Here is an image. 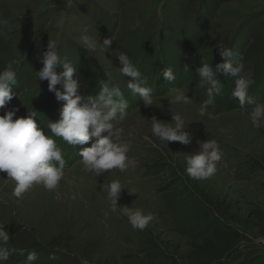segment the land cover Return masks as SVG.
<instances>
[{
  "label": "rangeland",
  "instance_id": "1",
  "mask_svg": "<svg viewBox=\"0 0 264 264\" xmlns=\"http://www.w3.org/2000/svg\"><path fill=\"white\" fill-rule=\"evenodd\" d=\"M0 21V71L15 60L17 73V95L6 108L19 107L17 116L36 111L37 123L51 135L46 125L58 118L61 102L37 71L52 39L61 59L77 69L82 95H98L108 80L121 88L129 107L117 126L130 149L123 172L96 176L78 155L91 141L71 146L53 137L66 179L52 191L34 184L19 199L15 182L0 173V225L10 233L6 247L16 250L4 264H26L21 249L37 253L34 264H264V125H252V106L240 107L231 95L235 77L223 73L220 95L200 115L207 96L197 74L202 61L222 62L223 45L243 57L254 81L249 94L264 102V0H0ZM83 33L97 40L95 52L81 47ZM111 35L115 41L105 50L100 42ZM118 52L148 77L154 106L144 107L127 88ZM167 67L172 82L163 78ZM174 90L188 103L170 104ZM172 112L185 119L192 137L187 145H168L151 132L152 116L173 123ZM207 139L222 152L217 172L192 179L185 157ZM113 180L124 187L118 209L152 214L145 229L112 211L102 189Z\"/></svg>",
  "mask_w": 264,
  "mask_h": 264
},
{
  "label": "clouds",
  "instance_id": "2",
  "mask_svg": "<svg viewBox=\"0 0 264 264\" xmlns=\"http://www.w3.org/2000/svg\"><path fill=\"white\" fill-rule=\"evenodd\" d=\"M4 23V21H0ZM114 37H104L100 42L103 49H110ZM79 43L86 52H95L98 44L91 35L83 33ZM222 62L213 66L202 61L197 69L200 87L206 90L207 99L203 101L200 115L213 105L215 98L222 91V83L218 78L220 73L235 77L231 95L239 101L241 108L252 106L249 118L256 128L264 125V102H258L249 94L254 81L250 73L245 72L243 57L238 56L230 48L218 47ZM116 58L120 64L121 75L130 78L127 88L133 96L140 97L144 107L155 105L153 89L148 85V77L133 63L125 52H118ZM42 67L37 71L39 81H48V90L55 94L61 102L59 116L50 120L46 127L51 135L44 130L42 123L38 124L36 111L27 110L25 115L17 116L19 107L6 108L17 95L14 86L17 83V73L14 69L15 60H10L4 70L0 71V173H6L7 178L15 182L13 195L21 198L34 184L42 185L52 191L65 180V158L61 148L53 137L61 138L71 146L81 147L78 155L86 171L96 176L113 169L123 172L128 167L129 145L122 140L123 129L117 125L128 116V102L118 85H112L109 80L102 84L96 96H84L80 91V81L77 69L67 60H62L55 40L49 39L42 55L39 57ZM62 68V71L58 69ZM187 70V65H185ZM167 82L175 80L172 68L167 67L163 73ZM75 77V78H74ZM61 85V88L57 86ZM170 104L188 103V97L179 90H174ZM173 123L163 122L156 116L151 117V132L161 142H179L187 145L191 135L185 130V119L177 112H172ZM106 133V134H105ZM156 146V145H154ZM222 158L220 146L215 139H207L201 143L200 150L185 157V171L196 180H206L217 172V163ZM119 180H113L103 191L111 202L112 211H119L128 218L133 228L145 229L153 216L145 214L140 208L122 207L118 209V199L122 190ZM130 193H135L129 191ZM10 241V233L4 225H0V264L8 261L15 249L6 245ZM26 264H34L38 259L35 251L19 250V255L25 256Z\"/></svg>",
  "mask_w": 264,
  "mask_h": 264
},
{
  "label": "trees",
  "instance_id": "3",
  "mask_svg": "<svg viewBox=\"0 0 264 264\" xmlns=\"http://www.w3.org/2000/svg\"><path fill=\"white\" fill-rule=\"evenodd\" d=\"M261 255H262V254H261ZM248 261H249V260L247 259V260L241 262V264H247V263H249Z\"/></svg>",
  "mask_w": 264,
  "mask_h": 264
}]
</instances>
